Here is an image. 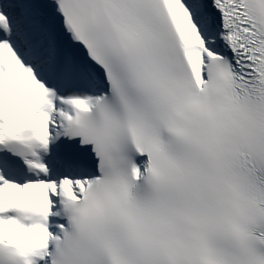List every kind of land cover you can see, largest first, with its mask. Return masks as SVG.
Instances as JSON below:
<instances>
[{"label": "snow or ice", "instance_id": "1", "mask_svg": "<svg viewBox=\"0 0 264 264\" xmlns=\"http://www.w3.org/2000/svg\"><path fill=\"white\" fill-rule=\"evenodd\" d=\"M0 264H264V0H0Z\"/></svg>", "mask_w": 264, "mask_h": 264}]
</instances>
